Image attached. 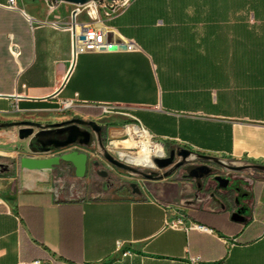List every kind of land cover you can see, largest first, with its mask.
I'll return each mask as SVG.
<instances>
[{
  "label": "crops",
  "instance_id": "0c3cea01",
  "mask_svg": "<svg viewBox=\"0 0 264 264\" xmlns=\"http://www.w3.org/2000/svg\"><path fill=\"white\" fill-rule=\"evenodd\" d=\"M164 1V13L153 23L143 19L140 37L131 7L103 18L136 49L75 55L68 27L73 8L16 0L18 8L9 9L8 0H0V123L26 119L24 114L45 124L78 116L110 128L103 107L112 106L120 109L113 120L138 122L169 148L180 144L264 165V52L241 46L248 40L242 27H253L256 42L264 43V14L249 23L236 7L228 12L202 3L188 10ZM89 13L80 11L76 20L89 21ZM183 26L194 50H182V35L153 40L157 27ZM217 27L226 30L223 35ZM221 43L228 50L216 51ZM234 43L238 51L231 50ZM64 100L72 101L73 115L52 117L53 105ZM12 139L5 135L0 142L8 146ZM18 139L7 153L11 163L0 166V264H191V256L199 257L195 264H264V174L239 180L232 199L223 192L219 207L215 202L179 213L176 199L186 202L201 187L191 176L141 185L140 192L102 189L85 198L84 188L62 181L56 166L26 169L18 163L62 151L23 152ZM176 219L183 225H167Z\"/></svg>",
  "mask_w": 264,
  "mask_h": 264
},
{
  "label": "rangeland",
  "instance_id": "374dc122",
  "mask_svg": "<svg viewBox=\"0 0 264 264\" xmlns=\"http://www.w3.org/2000/svg\"><path fill=\"white\" fill-rule=\"evenodd\" d=\"M46 3H48L49 6L51 5H67L70 8L75 7L73 4L65 3L59 0H45ZM132 0H127V3L125 4V8L131 3ZM177 4L186 6L188 10L192 8V5H199V4H211L218 7H227V11L229 12V9H236L238 12L244 16L245 19L248 20L249 23H254L256 18H261L264 14V3L263 0H176ZM81 11L86 12L90 10V6L85 4L81 6ZM233 14L232 12H230ZM232 16V15H231ZM160 23V22H159ZM53 110L50 111V114L52 117L57 118L58 115H67L72 114L75 109L72 108H64L61 104H55L53 105ZM110 112H104L103 114L107 115L105 119L109 120L110 125L112 127L107 128L106 131V138L103 141L104 149L107 150L114 158L125 162L126 164L137 168L138 170L145 171V170H153V171H159L161 173H164L169 168L159 169L155 163V166L152 168L143 167V166H136L130 163L126 162V158L124 157L127 153H130V150L124 149L123 146L126 144L131 143V137L127 132H125V129L130 124H136L137 122L133 120H127V121H120L116 122L113 120V117L117 115L118 112H120L118 108H110ZM50 116V115H49ZM21 117H24L26 119L32 118L31 115H23ZM33 119H35L33 117ZM19 120V119H17ZM31 120V119H29ZM95 122L100 123V120L93 119ZM37 121V120H33ZM39 122V121H38ZM58 122V121H57ZM41 123V122H40ZM45 124V123H41ZM17 127H3L0 128V138L4 137L5 135H10L13 137L10 145L5 146L0 142V150L3 151L2 154H0V166H5L9 163H11V158L7 155L10 154L11 149H13V146H11L15 138H17ZM54 130L48 131L47 134L52 136ZM50 133V134H49ZM151 140L161 144L164 147L165 154L163 157L168 156V150L169 145L157 140L156 138L151 136ZM44 141V135H39L35 138L29 137L25 139H18V147L23 152H29L32 147H37V143H40ZM179 147H185L179 144ZM41 148V146L39 147ZM39 148H36L35 150H39ZM188 148V147H185ZM79 150L82 152L87 153L88 155V161H87V169L85 172V175L83 177H77L75 175V168L73 165L69 162L61 161L58 165H56L57 169V176L61 178L62 181L71 182L77 181L78 186L80 188H84L83 195L85 198H91L95 194H99L102 189H109L113 187H124L128 190L132 191V188L130 187V183L135 182L139 183L142 186L143 181L141 177H138L135 173L122 169L120 167H117L113 164H111L109 161H107L103 156V149L99 146L95 136L93 138V141L90 145H83L79 143H73L69 144L67 146L61 147V148H53V150L56 151H62L69 152L72 150ZM189 149V148H188ZM196 152V151H194ZM58 153V154H61ZM198 153V152H196ZM198 154L203 155H209L216 157L217 160L220 162L226 163L227 165H236V166H243L241 170H232L229 169L227 166H225L222 163L219 162H208L210 164V167L207 168V171L203 175V184L199 189H194L195 194L192 195V199L187 200L186 202L178 203L179 198L176 199L177 205H179L178 208H176V211L181 213L185 212L188 208L192 207H200V208H207L212 205V203H218V207L222 204L221 201L223 200V192L227 194V197L229 199H232L233 194L236 192L239 180H243L245 183L251 182L255 179L261 178L263 175V172L261 170H258L256 168H253L252 165H256L258 163H255L253 161L242 159V160H234L231 158H226L223 156L218 155H210L199 152ZM97 162V164H95ZM19 163V159H18ZM98 170H104L109 175L110 178H105L102 175L99 174ZM181 175V172H177L174 175H169L166 177H163L159 181L154 182H146L149 184V186H155L156 184H159L164 179L171 180L173 177ZM218 175L224 178L228 179V184L226 187L221 188L216 185L214 182V176ZM210 176V178H209ZM212 176V178H211ZM209 178L210 180H207ZM59 179L56 180V183H58ZM221 191V192H220ZM197 193V195H196ZM213 194V197L211 198L210 195ZM210 197V198H209ZM220 201V202H219Z\"/></svg>",
  "mask_w": 264,
  "mask_h": 264
},
{
  "label": "water",
  "instance_id": "95a60500",
  "mask_svg": "<svg viewBox=\"0 0 264 264\" xmlns=\"http://www.w3.org/2000/svg\"><path fill=\"white\" fill-rule=\"evenodd\" d=\"M62 2L73 4V5H85L88 2L92 0H61ZM94 1H102V0H94ZM107 3H111L113 0H105ZM123 1V0H119ZM74 12L71 14V29L73 32H75V23H74ZM111 34H108V40H110ZM83 38V36H81ZM121 39L118 35L115 36V42H120ZM110 50H115L117 49L116 45H111L108 47ZM70 122H76L78 124H83V125H88L92 128V130L99 135V131L101 129V126L98 125L94 120H85L81 119L78 117H74L72 119H68L62 122H56V123H46V124H41L40 122L37 121H31V120H15V121H6L0 123V128H5V127H17V136L19 139H25L29 137H37L39 135H44L49 129L52 127H58L61 126L62 124L70 123ZM39 128L40 131L36 132L35 129ZM85 135L87 138L80 140L81 143L84 145H90V138H89V133L86 131ZM77 138V135L73 136H68L65 140L63 141H58V142H41V148L39 150H34V151H39V152H46L50 150L48 147L52 145L55 148L58 147H64L68 144L73 143ZM101 149H103V156L104 158L109 161L111 164L120 167L122 169L131 171L133 173H141L147 178H153L154 176H157V178H163L166 176H169V174L172 172L173 169L178 168L185 164L189 159H192L195 156L207 158V159H213L219 163L224 164L227 166L229 169L232 170H241L243 166H236V165H227L226 163L220 162L219 160L216 159V157L209 156V155H203V154H198L191 149L185 148V147H180L176 152L174 150L170 151L168 156L165 157H154V162L156 163L157 167L159 169H164V168H169L167 171H165L162 174H159L156 171H152L150 173H144L141 170H138L135 167H132L125 162H122L116 158H114L107 150L104 149V146L100 144ZM175 153L178 156V160L174 161L175 158ZM61 161L64 162H69L73 165L75 168V175L77 177H83L85 175L86 169H87V161H88V155L85 152L79 151V150H72L69 152H64L61 154H55L49 157H42V158H36V157H30V156H24L19 159V165L22 168L26 169H48L52 168L53 166L58 165ZM253 168H256L258 170L264 171V165L261 164H256L252 165ZM198 170V172H193L191 170ZM193 169H190L189 167L187 168V171L190 176H193L196 178L197 185H200L201 183V175L204 171L203 168H197L193 167ZM214 180L218 183L219 187L224 188L228 184V179L215 175ZM136 192V191H135ZM233 220H238V213H234L232 215ZM36 264V263H33Z\"/></svg>",
  "mask_w": 264,
  "mask_h": 264
},
{
  "label": "built area",
  "instance_id": "2783aa9c",
  "mask_svg": "<svg viewBox=\"0 0 264 264\" xmlns=\"http://www.w3.org/2000/svg\"><path fill=\"white\" fill-rule=\"evenodd\" d=\"M61 1V0H59ZM127 0L119 1L113 0L111 3H107L105 0L102 1H90L87 5L90 6V13H89V21L86 22H78L76 20L77 15L81 11V6L83 5H74L71 14L74 12V23H75V32L71 29V22L69 23L68 27L72 31V48L75 55L82 52H100V51H117V50H134L137 48V44L130 39H126L122 37L116 30L108 27L104 23L103 18L113 17L124 11L125 4ZM9 9H17L18 5L16 0H8L7 4L5 5ZM51 6H56L51 5ZM111 34L110 40H108V34ZM118 35L121 39L120 42H115V36ZM83 36V38H81ZM116 45L117 49L110 50L108 49L109 46ZM11 52L16 55L19 53V49L15 44L12 46ZM61 105L64 108H71L72 101L71 100H64L61 102ZM114 107L112 106H104V112H110L109 109ZM136 126L138 129L146 130L140 123L130 124L129 126ZM170 227H178L183 225L181 219H176L169 221L168 224ZM196 229L204 230L207 229L203 225L196 224L194 225ZM199 257L191 256L189 257V261L191 264H195L198 262ZM36 264H40L39 261L35 262ZM46 264H51V261L47 262Z\"/></svg>",
  "mask_w": 264,
  "mask_h": 264
},
{
  "label": "trees",
  "instance_id": "16d2710c",
  "mask_svg": "<svg viewBox=\"0 0 264 264\" xmlns=\"http://www.w3.org/2000/svg\"><path fill=\"white\" fill-rule=\"evenodd\" d=\"M165 3L164 0H134L130 6L128 5L124 12L128 10L130 7L131 14L134 16V20L137 22H140V26L137 29V36L140 37L142 35L143 27H142V21L146 17V20L148 23H153L155 20V17L163 14V10L161 7V4ZM217 33L219 32L220 35H223L224 31H226L222 27H217L216 28ZM236 31H239V29H234ZM242 34L243 32L246 33V37L248 38L247 42L243 43L242 50L247 51L249 53H256V52H264V43H257L255 40V29L252 28H241ZM174 35H182L184 36L185 43L181 46L183 51H187V49H192L194 50V45L191 44V33L188 31L186 27H157L155 29V37H153V40H167L168 36H173ZM206 47V46H205ZM229 47L228 44H217L214 45V48L216 51H226L228 50L227 48ZM232 51H238L239 50V45L238 44H232L231 46ZM213 48V47H212ZM253 62V63H251ZM249 61V66H252L256 61ZM252 64V65H251ZM256 66V65H253ZM216 80H218V76L216 77ZM262 171V170H261ZM264 174V171H262Z\"/></svg>",
  "mask_w": 264,
  "mask_h": 264
},
{
  "label": "flooded vegetation",
  "instance_id": "af4514ba",
  "mask_svg": "<svg viewBox=\"0 0 264 264\" xmlns=\"http://www.w3.org/2000/svg\"><path fill=\"white\" fill-rule=\"evenodd\" d=\"M74 117H78V116H73L71 117L70 119L74 118ZM78 118H81L83 119L82 117H78ZM22 120H29V119H22ZM87 120V119H85ZM33 121V120H31ZM38 122V121H37ZM97 123V122H96ZM98 125L101 126V129L99 131V135L97 136V134L92 130V128L88 125H83V124H78L76 122H70V123H66V124H62L61 126H58V127H52L50 128L49 130H54L52 136L51 134L48 135L47 133L44 134V141L42 142H58V141H63L65 140L68 136H73V135H77V138L76 140L73 142V143H79V144H83L80 142V140H83L85 138H87V136L85 135V132L87 131L89 133V138H90V144L92 143L93 141V138L95 136L99 146L100 144L103 145V141L105 140L106 138V131H107V126L105 125H102V124H99L97 123ZM36 132H39L40 129L39 128H36L35 129ZM35 138V137H33ZM71 143V144H73ZM69 145V144H68ZM84 145V144H83ZM37 147L36 148H39L41 146V142L40 143H37L36 145ZM67 146V145H66ZM88 146V145H87ZM33 149H36L35 147H32ZM50 150L55 148L53 147L52 145H50L48 147ZM58 148H61V147H58ZM180 147H174V148H169L168 150V155L170 153V151L174 150L175 152L179 149ZM75 150V149H74ZM178 160V156L176 155L175 153V158H174V161H177ZM208 162H217L213 159H207V158H203V157H199V156H195L193 157L192 159H189L185 164H183L182 166L178 167V168H175L172 170V172L169 174V175H172L174 173H177V172H181V176L183 175H187V176H190L188 171H187V168L189 167L190 169H193V167H199V168H203L204 171L201 175V183H200V186H202L203 184V175L204 173L207 171V168L210 167V164ZM95 164H97V162H95ZM153 170H145L143 171L144 173H150L152 172ZM193 172H198V170H191ZM99 174L102 175L103 177L105 178H110V175L104 171V170H98ZM159 174H162L161 172L159 171H156ZM138 177H141L142 178V181H143V185H145V187L148 188L149 184H147L146 182H154V181H159L160 179L162 178H157V176H154L153 178H147L145 177L144 175H142L141 173H135ZM179 176V175H178ZM192 178L195 179L196 181V178L191 176ZM210 178V176H209ZM209 178H207V180H210ZM212 178V176H211ZM213 179V178H212ZM214 182L216 183V185L219 187L218 183L214 180ZM130 187L132 188L133 191H136V192H140L141 191V185L139 183H135V182H132L130 183Z\"/></svg>",
  "mask_w": 264,
  "mask_h": 264
},
{
  "label": "bare ground",
  "instance_id": "6f19581e",
  "mask_svg": "<svg viewBox=\"0 0 264 264\" xmlns=\"http://www.w3.org/2000/svg\"><path fill=\"white\" fill-rule=\"evenodd\" d=\"M125 132L131 137V143L123 146L130 150L124 157L126 162L136 165L152 168L155 166L154 157H163L164 147L151 140L147 130L138 129L136 126H127Z\"/></svg>",
  "mask_w": 264,
  "mask_h": 264
}]
</instances>
